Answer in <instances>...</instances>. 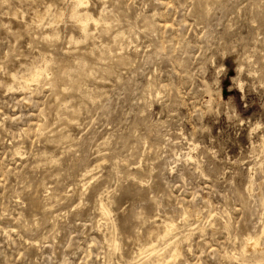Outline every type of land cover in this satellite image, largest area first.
<instances>
[{
  "label": "rangeland",
  "instance_id": "374dc122",
  "mask_svg": "<svg viewBox=\"0 0 264 264\" xmlns=\"http://www.w3.org/2000/svg\"><path fill=\"white\" fill-rule=\"evenodd\" d=\"M86 4L0 0V264H134L172 221L169 264L254 261L264 0Z\"/></svg>",
  "mask_w": 264,
  "mask_h": 264
},
{
  "label": "bare ground",
  "instance_id": "6f19581e",
  "mask_svg": "<svg viewBox=\"0 0 264 264\" xmlns=\"http://www.w3.org/2000/svg\"><path fill=\"white\" fill-rule=\"evenodd\" d=\"M77 1V0H76ZM80 1H82V4L84 3V2H86L87 1V4H88V0H80ZM74 2V1H73ZM78 3H80V2H78ZM76 4V3H75ZM86 4V5H87ZM73 5V4H72ZM85 5V6H86ZM74 6V5H73ZM76 6V5H75ZM79 6V5H78ZM50 7V6H49ZM45 10V9H44ZM80 10V9H79ZM86 10V9H85ZM103 10V9H102ZM47 11V10H46ZM84 11V10H83ZM48 12H49V10H48ZM80 12V11H79ZM87 12V11H86ZM36 13V12H35ZM56 13H57V11H56ZM60 13V12H59ZM71 13V12H70ZM76 13V12H75ZM87 13H89V12H87ZM45 14H46V12H45ZM77 14H79L78 12H77ZM81 14V13H80ZM43 15V14H42ZM57 15V14H56ZM61 15V14H60ZM71 15H73V14H71ZM44 16V15H43ZM73 16H76V15H73ZM79 16V15H78ZM88 16V15H87ZM90 16V15H89ZM81 17H82V15H81ZM91 18H93L92 17V15L90 16ZM38 18V17H37ZM41 18H42V16H41ZM77 18V17H76ZM89 18V17H88ZM87 18V19H88ZM90 18V19H91ZM40 19V18H39ZM72 19H74V18H72ZM85 20H86V18H84ZM98 19V18H97ZM96 19V20H97ZM42 20V19H41ZM55 20V19H54ZM85 20H83L82 19V21H84L85 22ZM92 20V19H91ZM50 21V20H49ZM51 21H52V19H51ZM51 21H50V23H51ZM74 21V20H73ZM78 21H80L79 19H78ZM77 21V22H78ZM94 21H95V19H94ZM41 22V21H40ZM76 22V23H77ZM79 23H81V22H79ZM89 23V22H88ZM90 23H92V21H90ZM52 24H53V22H52ZM82 24V23H81ZM80 24V25H81ZM84 24V23H83ZM99 24V23H98ZM51 25V24H50ZM85 25V24H84ZM97 25V24H96ZM77 26V25H76ZM85 26H87V25H85ZM79 28V27H78ZM82 28V27H81ZM88 28V27H87ZM86 28V29H87ZM88 30V29H87ZM85 31V30H84ZM81 32H83V31H81ZM87 33V32H86ZM46 34H48V33H46ZM118 34V33H117ZM134 35H135V33H134ZM47 36V35H46ZM128 40V39H127ZM131 40V39H130ZM129 40V41H130ZM129 41H128V43H129ZM119 45H121V43L119 44ZM123 46V45H122ZM125 47V46H124ZM121 49V48H120ZM44 58V57H43ZM41 62H43L42 60H41ZM34 63V62H33ZM33 63H32V65H33ZM41 64V63H40ZM45 64H47V61H46V63ZM44 64V65H45ZM35 66V65H34ZM40 66V65H39ZM43 66V65H42ZM37 67V66H36ZM44 67V66H43ZM46 67V66H45ZM35 72L34 73H32V75H30L31 76V78H29V79H26V84H28V86H32V85H29V84H31V82L32 83H34L35 82V80H36V78H37V76L41 73L40 71H39V69L37 70L36 68H35ZM43 70L45 71V69L43 68ZM33 72V71H32ZM14 74H15V72H13ZM47 73V72H46ZM13 74V75H14ZM48 74V73H47ZM11 75H12V73H11ZM41 75V74H40ZM39 75V76H40ZM10 76V75H9ZM16 76V75H15ZM38 76V77H39ZM13 77V76H12ZM12 77H11V79H12ZM15 78V77H14ZM13 78V79H14ZM22 79V78H21ZM20 79V80H21ZM24 80V79H23ZM22 80V81H23ZM38 80V79H37ZM13 81H15V80H13ZM25 81V80H24ZM34 81V82H33ZM17 82V81H16ZM16 82H14V83H16ZM20 83V82H19ZM24 83V82H23ZM10 84V83H9ZM21 84V83H20ZM25 84V83H24ZM8 85V84H7ZM23 85V84H22ZM18 86H19V84H18ZM7 87H9V85L7 86ZM19 87H21V86H19ZM18 87V88H19ZM23 87H25V85L23 86ZM14 88H16V87H14ZM27 88V87H26ZM9 89V88H8ZM22 89V88H21ZM11 90V89H10ZM13 90H15V89H13ZM29 90V89H28ZM72 123V122H71ZM45 129V128H44ZM41 130V129H40ZM60 131V130H59ZM66 131V130H65ZM64 131V132H65ZM63 132V131H62ZM68 132V131H67ZM66 132V133H67ZM42 133V132H41ZM49 134V133H48ZM63 136H64V134H63ZM47 138V137H46ZM71 138V137H70ZM262 140L264 141V137L262 138ZM263 143V142H262ZM57 146V145H56ZM263 146H264V144H263ZM16 152H17V150H16ZM18 152H19V150H18ZM38 154V153H37ZM36 155V154H35ZM42 157V156H41ZM45 157V156H44ZM49 157V156H48ZM46 159V158H45ZM96 164V163H95ZM98 164H99V162H98ZM90 166V165H89ZM88 166V167H89ZM95 167V166H94ZM84 169H82V171H83ZM86 170V169H85ZM81 171V170H80ZM81 171V172H82ZM93 172V170H91V168L90 169H87V171L86 172ZM94 173V172H93ZM83 174H84V172H83ZM81 175V174H80ZM93 175V174H92ZM78 176H79V174H78ZM84 176V175H83ZM94 176V175H93ZM79 178V177H78ZM80 178H82V177H80ZM84 178V177H83ZM87 179V178H86ZM85 181V180H84ZM85 182H87V181H85ZM49 187V186H48ZM47 187V188H48ZM46 188V189H47ZM45 189V188H44ZM48 191H49V189H48ZM47 193H49V192H47ZM47 193H44V194H47ZM101 194H103V193H101ZM50 195V194H49ZM49 195L48 196H46V197H49ZM44 197V196H43ZM61 197V196H60ZM53 199V198H52ZM56 199V198H55ZM100 199H101V197H100ZM99 199V200H100ZM48 200V199H47ZM102 204V203H101ZM107 205V204H106ZM105 205V206H106ZM103 206V205H102ZM108 206V205H107ZM99 207V206H98ZM107 208H109V207H107ZM101 209V208H100ZM109 211H110V209H109ZM185 212V211H184ZM184 212H181L182 214L184 213ZM102 213H103V211H102ZM107 213V212H106ZM186 213V212H185ZM199 213V212H198ZM197 213V214H198ZM181 215V214H180ZM188 215V214H187ZM107 216H108V214H107ZM182 216H184L185 217V215L183 214ZM194 216H196V215H194ZM100 217V216H99ZM102 217V216H101ZM100 217V218H101ZM187 218H188V216H187ZM200 218V217H199ZM174 219V218H173ZM180 219V218H179ZM185 219V218H184ZM195 219V218H194ZM98 220V219H97ZM106 220V219H105ZM108 220V219H107ZM172 220V219H171ZM181 220H183V218L182 219H180V221ZM104 221V220H103ZM199 221V220H198ZM197 221V222H198ZM100 222H102V221H99V224H100ZM105 222V221H104ZM169 222V221H168ZM186 222V221H185ZM163 224L164 223H166L165 221L164 222H162ZM105 224V223H104ZM177 224V223H176ZM176 224L172 221L171 223L169 222V224H167V225H165V228L164 229H162L160 232H156V231H154V230H149V234H148V232H147V242L144 244V245H141V246H139L138 247V244L136 245L137 247V249H136V252L135 253H137V255L139 256V257H137V259L135 260V262H134V264H136V262H138L139 263V261H140V263L139 264H169V263H176V261L181 257V255H182V251H181V244H179V243H177V242H175V241H169V242H166V245L164 246V248H163V246H162V249H158L157 248V245H158V243H157V241L158 240H160V239H164L165 238V236L170 232V231H172L174 228H175V226H176ZM195 224H196V222H195ZM161 225V224H160ZM98 226V225H97ZM162 226V225H161ZM164 226V225H163ZM185 226V225H184ZM193 226V225H192ZM99 227V226H98ZM114 227V226H113ZM4 228V227H3ZM2 228V229H3ZM157 227L155 226V229H156ZM162 228V227H161ZM7 229V228H6ZM6 229H4V231L3 232H5V230ZM158 229V228H157ZM160 229V228H159ZM175 230V229H174ZM173 230V231H174ZM177 230V229H176ZM172 231V232H173ZM187 231H189V230H187ZM201 231V230H200ZM181 233V232H180ZM179 233V234H180ZM185 233V232H184ZM177 237V236H176ZM186 237V236H185ZM184 237V238H185ZM175 238V237H174ZM173 238V239H174ZM186 239V238H185ZM188 239V238H187ZM145 241V240H144ZM185 241V240H184ZM112 242V241H111ZM141 244H143V243H141ZM158 247H161V246H158ZM169 248L168 250H165V248ZM135 248V247H134ZM234 250V249H233ZM241 250H242V253H244V254H247V253H251V254H253V257L255 258H253L254 259V261H248V259L247 260H244L243 262H244V264H264V221L262 222V225H261V227L259 228V230L255 233H253V234H251V233H247V234H245L243 237H242V246H241ZM88 251H90V250H88ZM135 251V250H134ZM236 251H237V249H236ZM91 253V252H90ZM131 253H132V251H131ZM234 253V252H233ZM133 254V253H132ZM227 254H228V252H227ZM235 254V253H234ZM90 255V254H89ZM230 255H232V254H230ZM236 255V254H235ZM155 256V257H154ZM249 256H250V254H249ZM89 257V256H88ZM131 257V256H130ZM135 257V256H134ZM229 257V256H228ZM246 258V257H245ZM248 258V257H247ZM235 259V258H234ZM130 261H131V259H130ZM238 261V260H237Z\"/></svg>",
  "mask_w": 264,
  "mask_h": 264
}]
</instances>
